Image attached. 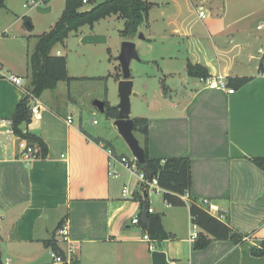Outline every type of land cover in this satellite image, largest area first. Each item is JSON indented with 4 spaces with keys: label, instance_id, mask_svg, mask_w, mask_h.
I'll list each match as a JSON object with an SVG mask.
<instances>
[{
    "label": "crops",
    "instance_id": "1",
    "mask_svg": "<svg viewBox=\"0 0 264 264\" xmlns=\"http://www.w3.org/2000/svg\"><path fill=\"white\" fill-rule=\"evenodd\" d=\"M46 1H38L33 9ZM0 9L6 12L0 13V41L10 42V47H0L3 264H55L51 247L44 242L56 241L64 225L69 228L70 244L56 241V246L66 264H152L151 253L158 243L169 264H264V257L251 255L264 241V172L250 161L264 157V73L259 71L264 0H153L144 31L138 29L140 40H164L169 46L164 47L162 57L174 59L180 70L178 75L166 73L172 81L167 78L165 82V96L158 89V96L169 100L164 106L170 109L162 108L147 120L150 158L189 160V199L181 207L167 205L162 192L141 187L134 174L109 158L108 151L116 158L132 156L119 135L114 140L106 133L93 136L81 119L76 123L67 98L57 93L65 83L33 102L40 106L41 118L31 119L24 128L45 143L46 157L29 162L22 158L10 117L26 96L28 58L37 38L31 34L30 19L16 15L5 4ZM200 11H204L203 18ZM55 52L60 56L58 49ZM188 63L227 83L241 78L249 81L239 88L228 86L233 94L205 89L187 75ZM8 75L20 78L22 85L12 84ZM174 77L180 87L171 84ZM143 90H147L145 85ZM135 96L140 97L136 92ZM124 189L127 194L123 196ZM134 193L147 200L150 214L160 218L169 236L166 240L154 242L138 223H132L140 206ZM193 202L244 236V242L212 241L207 248L194 250L189 214ZM145 235L150 242L144 240Z\"/></svg>",
    "mask_w": 264,
    "mask_h": 264
},
{
    "label": "trees",
    "instance_id": "2",
    "mask_svg": "<svg viewBox=\"0 0 264 264\" xmlns=\"http://www.w3.org/2000/svg\"><path fill=\"white\" fill-rule=\"evenodd\" d=\"M152 2L149 0H64V9L60 18L50 27V30L37 36V42L33 52L28 58L29 86L26 96L19 101L10 117V128L15 137L26 141L29 146H36L34 156L36 159H44L47 155V146L36 135L24 131L31 122V106L33 99H38L45 91H54L58 83L67 86L77 80L68 76L65 56H57L56 48H65V40L72 33H77L82 27L92 29L96 23L111 16H116L123 21V29L119 35L123 39H132L138 34L139 26L147 20L149 8ZM84 6L89 7L83 9ZM4 7V0L0 2V8ZM259 71L264 73V54L260 59ZM187 75L191 78L209 77L207 71L199 65H186ZM249 81L248 78L233 79L228 81V86L242 87ZM162 92L166 94V86L162 83ZM102 113L106 120L117 119V108L109 105L107 101L102 103ZM133 134L144 151L145 161L137 165L145 174V179L157 180L162 190L164 202L172 207L184 206L179 196L188 193L190 187V164L186 158H169L165 160L150 158L148 154V120L137 117L132 119ZM95 142H99L95 140ZM108 143L104 144L109 149ZM120 157L124 156H119ZM116 158V157H115ZM251 163L264 172V157L250 159ZM134 199L140 203L137 221L154 242L166 240L169 236L162 229L160 218L148 213L149 205L146 199L142 200L134 193ZM191 222L199 229V234L194 242V250H203L212 241L227 240L234 245L244 242L245 237L232 229L227 223H223L212 217L209 213L196 204L189 206ZM60 224L58 225L59 228ZM51 247V251L63 257V252L56 246L55 240L44 242ZM251 255L264 257V241L259 248H253ZM0 264H3L0 257ZM71 264H74L73 262Z\"/></svg>",
    "mask_w": 264,
    "mask_h": 264
},
{
    "label": "rangeland",
    "instance_id": "3",
    "mask_svg": "<svg viewBox=\"0 0 264 264\" xmlns=\"http://www.w3.org/2000/svg\"><path fill=\"white\" fill-rule=\"evenodd\" d=\"M31 1L4 0V4L15 10L16 15L20 17L24 15L27 20L30 19L34 27L31 33L34 38V36L37 37L50 30V24L53 25L60 18L64 9V0H47L45 5H39L36 9L33 7L22 8L24 3ZM35 1L33 2L36 6L40 0ZM88 8L87 6L83 7L84 10ZM0 13L6 12L4 9H0ZM10 17L17 19L13 14H10ZM145 23L146 21L139 26L142 32L147 24ZM22 24L23 22L20 26ZM122 29L123 21L118 20L116 16H111L96 23L92 29L87 26L80 28L77 33L70 34L65 40L64 49L60 46L56 48L59 50L60 56L66 57L68 76L77 78L69 86L61 84L57 92L58 95H64L67 98L66 104L69 111L73 113L77 124L81 119L86 132L93 136L106 133L109 140H114L118 133L114 129L113 121L104 118L98 104L107 101L110 106L116 107L119 103L117 87L121 70L117 58L121 44L127 41L119 35ZM146 30L148 32V29ZM12 34L15 36L17 33ZM140 34L138 32L131 39L136 47L139 62L132 61L129 67L134 94L130 97V119L137 117L148 119L151 115L159 113L162 108L170 109L164 106L166 102H169V100H165L166 97H163L166 94L162 93L163 96L159 97L158 91L162 88L161 82L165 84L167 78V81H172L171 76L166 74L167 72H174L177 75L180 73L174 59L162 57L164 47L169 46L165 45L164 40L156 39L146 42L139 39ZM0 47H10V42L8 40L0 41ZM177 81L178 77H174V83L171 84L180 87V83L177 84ZM144 85L147 88L145 91L143 90ZM135 92L140 97L137 98ZM46 95L45 98H47ZM69 96H72V101L68 100ZM96 131L98 132L95 133ZM118 139L122 141L121 138ZM150 204L152 205V202Z\"/></svg>",
    "mask_w": 264,
    "mask_h": 264
},
{
    "label": "built area",
    "instance_id": "4",
    "mask_svg": "<svg viewBox=\"0 0 264 264\" xmlns=\"http://www.w3.org/2000/svg\"><path fill=\"white\" fill-rule=\"evenodd\" d=\"M149 1L152 2L153 0H149ZM86 3H87V0H83V4L85 5ZM34 6H35V3L33 1L23 4L24 9H26L28 7H34ZM199 16L203 18L205 16L204 11H200ZM258 29H261V26H259ZM259 52L264 54V45H263V48ZM57 55H58V53H57ZM7 78L12 84H14L16 86L22 85L21 79L14 76V75H8ZM197 81H198L199 85L205 89L222 90V91H226L228 94L234 93V90L232 88H228L227 80L222 78V77L198 78ZM33 102L36 103V99H33ZM30 114H31V116H30L31 119L39 120L41 118L40 106L38 104L32 105L31 110H30ZM67 121H70V117L67 118ZM93 124H95V122H93ZM35 147L36 146H34V145L29 146L26 143V141L18 139V149L21 151L22 158L26 162H29V161H32L33 159H36L34 156ZM108 156L112 161H114L115 163L120 165L124 170L128 171L131 174H134L136 176L138 182L141 184V187L147 188L148 190H155L156 192H162V190L158 186L156 179H153L152 181H148L145 179V174L139 170V168L137 166L138 163L133 156H130V157L124 156V157H120L118 159V158H115V156L110 151H108ZM112 176L117 177V174L115 172H113ZM122 194H123V196L126 195L127 190L124 189L122 191ZM179 198L182 201H186L187 199H189V194L185 193L184 195L179 196ZM202 203L207 204L208 202L206 200H203ZM148 213H152V210L148 209ZM132 223L137 224L138 223L137 218L133 219ZM198 233H199L198 227L193 224L192 225V232L190 234V240L195 241L198 237ZM69 239H70L69 228L64 225L57 231L56 241L63 242L66 244H70ZM144 240L150 242V239L146 235L144 236ZM150 249L153 250L154 247L150 246ZM67 252L71 253V249L68 248ZM50 258L53 261V263H55V264L69 263L67 260L63 259L62 256L57 255L56 253H54L52 251H50ZM68 258H69V256L66 257V259H68Z\"/></svg>",
    "mask_w": 264,
    "mask_h": 264
},
{
    "label": "water",
    "instance_id": "5",
    "mask_svg": "<svg viewBox=\"0 0 264 264\" xmlns=\"http://www.w3.org/2000/svg\"><path fill=\"white\" fill-rule=\"evenodd\" d=\"M2 0H0L1 2ZM139 38H143L139 35ZM121 70V79L118 82L119 103L117 108V119L114 120L113 126L116 128L118 135L127 145L131 155L136 159L139 165L145 161L144 151L140 147L138 140L133 134L134 124L130 119V97L134 96L132 92L133 82L130 75V63L139 61L135 45L131 41H124L121 44L120 53L117 58ZM100 110H103L102 103L98 104ZM152 264H169L166 254L162 251L161 244L158 243L156 250L151 253Z\"/></svg>",
    "mask_w": 264,
    "mask_h": 264
}]
</instances>
